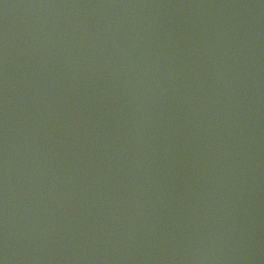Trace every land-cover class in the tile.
Masks as SVG:
<instances>
[{"label":"water","instance_id":"95a60500","mask_svg":"<svg viewBox=\"0 0 264 264\" xmlns=\"http://www.w3.org/2000/svg\"><path fill=\"white\" fill-rule=\"evenodd\" d=\"M0 264H264V0H0Z\"/></svg>","mask_w":264,"mask_h":264}]
</instances>
